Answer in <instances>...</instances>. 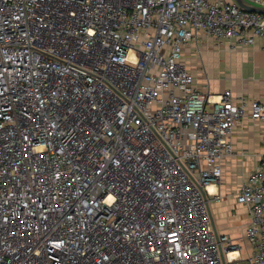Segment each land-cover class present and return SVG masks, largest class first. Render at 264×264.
<instances>
[{"label":"built area","instance_id":"obj_1","mask_svg":"<svg viewBox=\"0 0 264 264\" xmlns=\"http://www.w3.org/2000/svg\"><path fill=\"white\" fill-rule=\"evenodd\" d=\"M203 36L264 42V13L226 0H0V264L243 259L210 202L234 127L264 123V102L197 84L186 48ZM237 200L247 264H264V153Z\"/></svg>","mask_w":264,"mask_h":264},{"label":"crops","instance_id":"obj_2","mask_svg":"<svg viewBox=\"0 0 264 264\" xmlns=\"http://www.w3.org/2000/svg\"><path fill=\"white\" fill-rule=\"evenodd\" d=\"M232 1V0H231ZM231 40L218 43L212 37H201L186 48V62L197 76V84L208 93H223L230 89L234 96L246 95L264 102V42L261 38L253 45L232 46ZM234 156L225 160L220 186L221 200L211 198L210 208L216 226V211L221 230L239 245L242 260L235 264H247L251 247L246 239L250 215L245 205L237 200V194L251 170L258 167L264 153V123L247 117L237 124L231 134ZM228 172L239 177L226 178ZM217 191V190H216Z\"/></svg>","mask_w":264,"mask_h":264},{"label":"water","instance_id":"obj_3","mask_svg":"<svg viewBox=\"0 0 264 264\" xmlns=\"http://www.w3.org/2000/svg\"><path fill=\"white\" fill-rule=\"evenodd\" d=\"M232 1L237 3L240 7L244 8V9H247L249 11H255V12L264 13V5L257 4V3H255V2H253L251 0H232ZM214 228L216 229L215 224H214Z\"/></svg>","mask_w":264,"mask_h":264},{"label":"rangeland","instance_id":"obj_4","mask_svg":"<svg viewBox=\"0 0 264 264\" xmlns=\"http://www.w3.org/2000/svg\"><path fill=\"white\" fill-rule=\"evenodd\" d=\"M226 1L229 2L231 0H226ZM238 177L239 176L237 174L233 173V172H228V174L226 175V178H229V179L232 178V179H235L236 180V178H238ZM222 183H223V185H225L226 184V179H223ZM212 207H213V211H214V218H215V221H216V226H217V228L219 230H221L220 222L218 220L217 215H215L216 211L214 210V206L213 205H212Z\"/></svg>","mask_w":264,"mask_h":264},{"label":"bare ground","instance_id":"obj_5","mask_svg":"<svg viewBox=\"0 0 264 264\" xmlns=\"http://www.w3.org/2000/svg\"><path fill=\"white\" fill-rule=\"evenodd\" d=\"M209 188L212 192H216L217 190L215 185H210Z\"/></svg>","mask_w":264,"mask_h":264}]
</instances>
